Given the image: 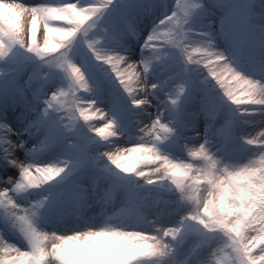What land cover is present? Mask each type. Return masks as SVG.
<instances>
[{"label":"rangeland","instance_id":"rangeland-1","mask_svg":"<svg viewBox=\"0 0 264 264\" xmlns=\"http://www.w3.org/2000/svg\"><path fill=\"white\" fill-rule=\"evenodd\" d=\"M0 264H264V0H0Z\"/></svg>","mask_w":264,"mask_h":264},{"label":"bare ground","instance_id":"bare-ground-1","mask_svg":"<svg viewBox=\"0 0 264 264\" xmlns=\"http://www.w3.org/2000/svg\"><path fill=\"white\" fill-rule=\"evenodd\" d=\"M12 163H14L16 166H20L21 167V165H20V163H18V162H12ZM79 258H80V260H83L84 258H85V253H84V251H82V252H80V255H79Z\"/></svg>","mask_w":264,"mask_h":264}]
</instances>
